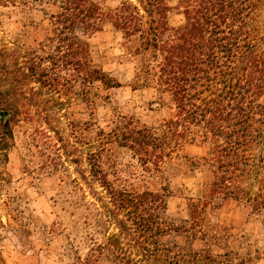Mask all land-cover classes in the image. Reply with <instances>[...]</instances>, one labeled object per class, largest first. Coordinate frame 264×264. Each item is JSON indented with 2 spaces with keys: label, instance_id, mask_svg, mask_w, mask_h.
<instances>
[{
  "label": "rangeland",
  "instance_id": "rangeland-1",
  "mask_svg": "<svg viewBox=\"0 0 264 264\" xmlns=\"http://www.w3.org/2000/svg\"><path fill=\"white\" fill-rule=\"evenodd\" d=\"M169 4L168 22L180 23L176 0ZM54 9L50 0L0 5V49L9 64H22L31 51L39 56L51 51L55 42L47 40L45 13ZM254 19L264 33V5ZM88 43L91 65L119 86L97 80L85 89L76 84L66 91L28 79L23 96L12 97L20 112L8 118L13 138L0 149L3 263L78 264L77 256L85 255L93 241L116 231L98 199L107 200V194L91 176V162L97 161L116 188L165 193L164 216L175 225L189 224L191 202H200L202 232H171L163 242L174 250L203 248L217 255L220 264H264V169L255 166L239 181L238 198L217 195L205 203L215 169L205 158L210 156L208 143L187 144L158 168L143 164L121 145V131L132 124L159 128L174 112L170 94L152 77L146 83L136 79L143 54L137 52L136 40L110 22L92 33ZM7 80L0 69V88L8 86ZM99 264L117 262L102 258Z\"/></svg>",
  "mask_w": 264,
  "mask_h": 264
},
{
  "label": "trees",
  "instance_id": "trees-1",
  "mask_svg": "<svg viewBox=\"0 0 264 264\" xmlns=\"http://www.w3.org/2000/svg\"><path fill=\"white\" fill-rule=\"evenodd\" d=\"M43 1L0 0V5ZM50 1L55 9L45 19L47 40L55 42L51 51L44 56L31 51L22 64H9L0 49V69L9 79L0 88V149L13 138L8 118L20 112L12 97L23 96L28 79L66 91L97 80L107 87L120 85L90 63L88 37L110 22L136 40L143 54L136 79L146 83L152 77L174 104L173 115L159 128H123L121 145L158 168L185 145L208 143L205 158L215 169L205 203L217 195L238 198L239 181L255 166L264 169V33L254 19L264 0H176L183 16L178 24L168 22L169 0ZM90 171L107 194V200L98 199L116 231L93 241L85 255L77 256L78 264H99L102 258L117 264H220L203 248L184 252L163 242L171 232L201 231L200 202H191L189 224L175 225L164 216L165 193L116 188L97 161Z\"/></svg>",
  "mask_w": 264,
  "mask_h": 264
}]
</instances>
